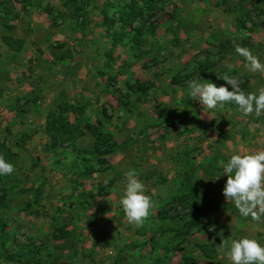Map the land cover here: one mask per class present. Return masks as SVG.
<instances>
[{"label":"rangeland","instance_id":"obj_1","mask_svg":"<svg viewBox=\"0 0 264 264\" xmlns=\"http://www.w3.org/2000/svg\"><path fill=\"white\" fill-rule=\"evenodd\" d=\"M130 5L144 14L127 22ZM236 46L264 63V0H0V155L15 167L0 264H230L220 244L254 238L238 228L251 218L211 179L232 150H264V115H207L188 82L264 89ZM129 170L152 201L140 226L118 203Z\"/></svg>","mask_w":264,"mask_h":264},{"label":"clouds","instance_id":"obj_2","mask_svg":"<svg viewBox=\"0 0 264 264\" xmlns=\"http://www.w3.org/2000/svg\"><path fill=\"white\" fill-rule=\"evenodd\" d=\"M235 52L244 57L246 71L264 74V63L251 51L236 46ZM218 78L225 84L217 86L214 82L195 79L188 82V96L200 102L204 113L205 109L215 110L218 106L222 108L226 103H232L244 117L264 115V89L258 93H246L240 88L237 77L226 73ZM220 165L223 174L211 180L227 176L222 190L226 201L234 205L240 217L261 221L264 218V150L247 153L235 150ZM14 171L13 163L0 155V178L10 176ZM118 203L129 224L140 226L149 215L152 201L145 194V185L134 170L125 173ZM219 250L224 252L230 264H264V243L256 238L242 236L228 243L223 240Z\"/></svg>","mask_w":264,"mask_h":264},{"label":"trees","instance_id":"obj_3","mask_svg":"<svg viewBox=\"0 0 264 264\" xmlns=\"http://www.w3.org/2000/svg\"><path fill=\"white\" fill-rule=\"evenodd\" d=\"M127 7H130L129 10H127ZM231 11V10H230ZM233 11V10H232ZM144 14V9L142 7H137L136 5H130V6H126L125 9H124V15H125V21H131L135 18H137L138 16H142ZM129 83V82H127ZM129 85V84H128ZM141 89V88H140ZM146 89V88H145ZM144 88H142V90H145ZM229 90H230V87H229ZM230 105H234L232 103H229ZM95 137H97V143H99V141L102 140V144L101 145H107L108 144V140L107 139H104V137H106L105 133L104 132H100L98 131L95 135ZM97 148H99V146H97ZM181 201L183 202H186L187 201V198H185L184 196L181 197ZM191 206V209L190 211L188 212L189 214H193L192 215V218L190 219V222H189V228L191 227H195L197 225L200 224L201 220L199 218V214H200V209H199V204L197 201H195L193 204H190ZM195 211V213H193ZM187 216V214H184ZM183 217V215H181ZM179 235L181 236H184L187 234V231H179L178 232ZM185 237V236H184ZM154 248H156L157 246H153Z\"/></svg>","mask_w":264,"mask_h":264},{"label":"crops","instance_id":"obj_4","mask_svg":"<svg viewBox=\"0 0 264 264\" xmlns=\"http://www.w3.org/2000/svg\"><path fill=\"white\" fill-rule=\"evenodd\" d=\"M23 1H25V0H23ZM13 30H15V29H12V31ZM263 63V62H262ZM260 75V80H264V74H259ZM229 140V139H228ZM228 140H226V138H222V140L221 141H223V142H221L220 141V143H223V144H225L226 142V144H229V145H232V144H235V145H238L239 143H238V141L237 140H239V137L238 138H234L233 139V137H231L230 138V140L231 141H229L228 142ZM249 141V139L248 138H241V142L245 145V144H247V142ZM192 147H196V145L195 146H192ZM237 150V149H236ZM232 151H235V150H232ZM239 151L240 152H242V153H247V150H246V148H239ZM233 153V152H232ZM232 153H230L229 154V156L232 154ZM216 191V193H218L219 191H217V190H215ZM208 193H210V191L208 190ZM214 196V195H213ZM214 198V197H213ZM223 199H224V201H226V199H225V197H223ZM226 205L227 206H229L228 208H234V205L231 203V202H226ZM243 220H247V221H244V225H245V227H241L242 226V222H240L239 224H238V228L239 229H241V230H243L244 229V233H245V231L247 232V231H251V233L254 235V238H256V239H258V240H260V241H262V242H264V223L263 224H260V223H253L252 222V220L250 219H243ZM240 237H242V236H239L238 238H240ZM232 239H237V238H231V240ZM216 254H217V252H215V256H216ZM220 255V254H219Z\"/></svg>","mask_w":264,"mask_h":264}]
</instances>
